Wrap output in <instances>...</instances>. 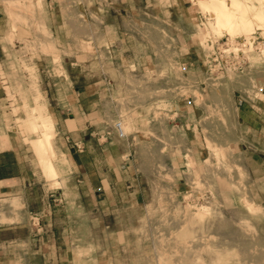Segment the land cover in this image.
I'll return each instance as SVG.
<instances>
[{
    "label": "rangeland",
    "instance_id": "374dc122",
    "mask_svg": "<svg viewBox=\"0 0 264 264\" xmlns=\"http://www.w3.org/2000/svg\"><path fill=\"white\" fill-rule=\"evenodd\" d=\"M111 1L0 0V7L10 23L5 39L16 42L18 54L17 60L14 56L10 58L8 68L14 73L28 74V88L32 90L33 103L30 105L34 108L28 107L24 95L25 110L20 114L26 119V127L23 129L20 126L18 130L30 140L38 139L42 133L50 135L46 142L47 155L40 159L34 151L45 177L50 179L55 176L51 161L58 160V156L53 150L54 127L51 117L43 106H39L44 102L39 90L45 85L49 91L53 87L51 78L55 74L64 77L67 85L72 78L82 90L92 78L101 77L104 82L100 87H105V94L99 97L104 122L100 128L82 134L84 143H72L73 149H82L92 137L95 145L91 146L98 150L114 138L122 139L116 135L114 128L118 121L127 136L133 133L134 112L126 110V102L133 106L137 100H142L150 107L152 101L158 102L156 99L165 101L166 96L161 93L166 90L162 89L166 83H172L169 100L179 108L191 103L208 106L206 113L201 115L205 116L202 133L207 138L211 153L205 165L222 170L224 183H237L243 190V199L235 204L233 210L219 218L213 213V205L218 202L215 196L190 201L192 195L183 198L171 192L162 193L164 195L159 197L158 206L148 207L138 229L134 230L132 225L125 239L117 240L116 234L111 232L115 229L105 227L101 209L96 212L94 224L88 225L86 210L71 207L69 201L74 199L72 193L51 191L41 202L47 217L32 209L30 217L26 218L23 211L17 210L20 204L10 202L14 208L15 222L11 230L0 234L8 236V239L0 240V264H264V181L258 179L260 175L253 179L247 173V169H255L256 173L264 170L260 158L264 157V0H237L241 1L239 12L243 20L240 28H227L228 33L225 26L222 29L214 28L213 11L203 10L202 0H177L175 6L183 7L186 6L185 1H190L189 6L200 9L204 15L202 49L197 45L191 48L192 53L202 51L203 64L199 69L179 63L168 65L165 58L159 64L150 61L151 50L154 55H167L173 51L171 47L152 49L143 43L137 49L138 55L142 56L140 59H143L141 63L116 65L102 63L107 61L103 57L104 49L69 46L71 40L78 38V32L70 31L71 25L76 24L82 30L89 22H98L101 17L92 15V10L120 6L118 0ZM144 2L147 7L152 2L167 6L169 0ZM139 4L137 7L141 6ZM53 22L64 24L57 36L49 29ZM82 35H79L80 40L84 39ZM56 38L63 41L64 47H54ZM93 52H96L94 58ZM40 55L51 56L56 64L41 61L38 69L39 60L36 57ZM27 57H30L29 61H26ZM93 59L98 62L92 63ZM119 67L126 73L125 77H130L124 79V84L134 85V76L142 75L143 80L139 82L145 88L144 95H124L119 90L123 82L107 78L110 73L114 77V68ZM198 70L201 72L199 80L190 74ZM168 74L172 80H162ZM153 75L159 76L157 82L152 81ZM45 100L53 104V101ZM237 107L241 109L239 120ZM162 114L155 112L154 116L157 118ZM148 116H151V112ZM174 116L178 114L172 113L171 117ZM246 124L252 127H246ZM212 140H219L221 145L216 146ZM60 155L64 160V154ZM250 158L255 161L254 165ZM83 163H86L85 158ZM65 181V177L62 182L54 180L49 187L63 186ZM39 185L35 184L37 196H32L34 206L40 200ZM195 185L202 188L200 182ZM248 185L252 186L250 193ZM207 194L211 196L209 192ZM229 199L224 195V202L231 206ZM7 206V200H0V211ZM42 235L45 238L42 239ZM54 237H58L57 244L62 246V250H59L61 255H55Z\"/></svg>",
    "mask_w": 264,
    "mask_h": 264
},
{
    "label": "crops",
    "instance_id": "0c3cea01",
    "mask_svg": "<svg viewBox=\"0 0 264 264\" xmlns=\"http://www.w3.org/2000/svg\"><path fill=\"white\" fill-rule=\"evenodd\" d=\"M118 1V8L92 10V15L101 17L98 22H89L86 27L81 28L82 30H79L76 24L71 25L70 31L78 32V38L71 40L69 46L104 49L103 57L107 61L102 63L127 65L141 63L143 59H140L142 56L138 55L137 49L145 43L144 46L152 49H173L168 50L167 55H154L151 50L149 57L152 63H179L193 69H199L203 64L202 51L192 53L191 48L197 45L202 49L204 34L201 30L204 15L200 9L189 6L190 1H185L186 6L183 7L175 6L177 0H169L167 6H158L156 2H152L150 7L144 6L145 0ZM139 2L141 6L137 7ZM63 28L64 24L53 22L49 25L51 33L56 36ZM9 30L7 14L0 7V200L8 202L7 208L0 211V234L14 227L11 226L15 222L12 213L14 208L10 202H18L20 207L17 210L23 211L26 218L30 217L32 209L47 217L41 202L43 203L51 191L72 193L74 199L69 201L71 207L86 210L88 225L94 224L96 212L101 209L105 227L115 229L111 232L116 234L117 240L125 239L129 229H138L148 207L156 208L159 197L164 195L162 193L171 192L176 197L183 198L192 195L190 201H202L203 196L210 199L215 196L218 202L213 205V213L219 218L225 216L223 213L233 210L235 204L243 199V190H240L237 183H224L222 170L216 167L207 168L205 165L211 153L207 147V138L202 133L206 121L203 120L205 116L201 115L206 113L208 106L191 103L179 108L169 100L172 83H166L162 89L166 90V93H161L166 96L165 101L156 99L158 102L152 101L150 107L142 100H137L133 106L126 102V110L134 112L133 133L122 139L114 138L99 150L91 146L95 145L94 137L89 138L82 149H73L72 143H84L82 134L100 128L104 122L99 98L105 94V87H100L104 82L101 77L92 78L82 90L72 78L67 85L64 77L55 74L51 78L53 87L48 91L43 85L39 90L44 97V102L39 106H43L51 117L54 127L52 147L58 156V160L51 161L56 174L47 179L29 143L31 138L18 130L20 126L23 129L26 127V119L20 114L25 110L22 97L26 95L28 107H34L30 105L33 100L32 90L28 88V74L14 73L8 68L10 58L14 56L17 60L18 55L16 42L5 39ZM81 34L84 39L80 40ZM54 47H64L63 41L56 38ZM95 55L96 52H93L92 58L96 57ZM29 58L27 57L26 61H29ZM36 58L39 60L38 69L43 61L56 64L51 56L40 55ZM96 62V59L92 61ZM121 70L120 67L114 68V77H111L110 73L107 78L121 80L123 83L119 90H122L124 95H144L145 88L139 82L143 80L142 75L139 73L134 76L136 83L128 85L124 84V79L130 77H125L126 73ZM190 74L195 79H200L199 70ZM165 78L168 82L172 80L169 74L162 80ZM158 80V75L152 76L153 82ZM45 97L48 100L51 98L49 101H53V104L46 102ZM149 112L151 116H148ZM155 112L163 114L156 118ZM172 113H177L178 116L171 117ZM236 113L239 120L241 109L238 108ZM246 127L252 126L248 124ZM92 133L94 135V132ZM211 142L218 147L221 145L219 140ZM60 153L64 154V160ZM251 156L255 157L254 154ZM260 158L264 165V157ZM249 160L252 165L255 164L252 158ZM254 170L247 169L250 178L255 179L256 175H260L258 179L264 181V170L258 173ZM63 177L66 180L63 186L49 187V183H54V180L62 182ZM196 182H200L202 188L196 187ZM36 183L40 184L38 188L41 193L40 200L34 206L32 196L35 195ZM247 190L250 193L252 186L248 185ZM224 195L232 201L231 206L224 202ZM43 237L42 235L41 238ZM60 237L62 239L61 235ZM6 238L8 239L7 234L0 235V240ZM57 238H53L56 256L61 255L59 250H62V246L57 244Z\"/></svg>",
    "mask_w": 264,
    "mask_h": 264
},
{
    "label": "bare ground",
    "instance_id": "6f19581e",
    "mask_svg": "<svg viewBox=\"0 0 264 264\" xmlns=\"http://www.w3.org/2000/svg\"><path fill=\"white\" fill-rule=\"evenodd\" d=\"M240 2L241 1L237 0H233L230 2L228 0H202L201 8L203 10H210L211 12L213 11L215 20L213 22L214 28L220 29L221 27L224 28L225 26L226 28L224 29L226 30L227 28L236 30L243 20L241 19L242 15L239 12L242 6ZM49 137L50 136L47 133H42L38 139L29 140V143L31 144L33 150L36 151V153L40 156V159H42L43 156L47 155L48 153V150L46 148V142Z\"/></svg>",
    "mask_w": 264,
    "mask_h": 264
},
{
    "label": "built area",
    "instance_id": "2783aa9c",
    "mask_svg": "<svg viewBox=\"0 0 264 264\" xmlns=\"http://www.w3.org/2000/svg\"><path fill=\"white\" fill-rule=\"evenodd\" d=\"M114 128H115V132H116V135L120 138H124L126 137V133L124 132L123 130V127H122V124L121 122H116L115 125H114Z\"/></svg>",
    "mask_w": 264,
    "mask_h": 264
}]
</instances>
